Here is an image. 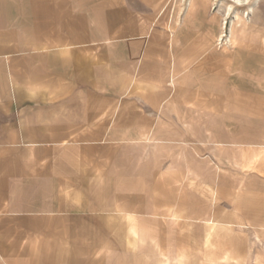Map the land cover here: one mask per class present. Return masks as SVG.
Masks as SVG:
<instances>
[{"label":"crops","instance_id":"0c3cea01","mask_svg":"<svg viewBox=\"0 0 264 264\" xmlns=\"http://www.w3.org/2000/svg\"><path fill=\"white\" fill-rule=\"evenodd\" d=\"M131 5L126 0H0V223H10L1 227L0 238L9 239L7 231L14 223L25 229L23 235L11 236L10 241L20 242L12 243L7 255H32V264H57L51 263L43 241L73 237L67 234L71 224L92 212L93 200L108 199L119 188L114 184L125 182L133 159L127 148L138 142L137 127L143 126L125 117L127 101L134 103L125 98L131 80L148 82L156 104L191 90L212 96V103L199 99L197 107L203 114L213 112V141L219 147L214 157L222 159L221 149H230L224 158L236 166L241 156L233 150L246 143V164L257 169L252 174L264 175V133L238 135L242 127L247 133V127L264 126V75L254 78V55L244 46L249 42L238 39V25H247L244 16L234 7L227 10L236 15L230 39L234 49L213 53L211 73L205 66L211 60L199 58L204 70L195 84L188 81V68L178 65L190 59L175 55L180 39L174 49L168 42L142 40L141 33L147 32L139 15L146 13ZM195 7L189 0L188 20ZM252 9L247 7V14ZM135 17L139 25L133 23ZM191 21L198 25L200 18ZM214 25L220 28L221 20L215 19ZM256 57L263 70L264 56ZM178 103L190 109L189 100ZM218 126L226 134L217 135ZM255 196L252 201L246 197L237 209L230 204L225 222L253 223L264 230V193ZM133 225L140 230L138 220ZM26 238L39 243L37 250H29ZM232 251L238 260V250ZM5 264L21 263L11 259Z\"/></svg>","mask_w":264,"mask_h":264},{"label":"rangeland","instance_id":"374dc122","mask_svg":"<svg viewBox=\"0 0 264 264\" xmlns=\"http://www.w3.org/2000/svg\"><path fill=\"white\" fill-rule=\"evenodd\" d=\"M126 1L132 3L131 9L146 13L139 15L147 32L145 35L141 33L142 40L153 39L157 44L168 42L169 47L174 49L175 41L180 39V50L174 49V54L190 57L178 65L188 68V81L195 84L201 68L204 70V59L207 62L211 60V65H205L206 73H211L208 66L213 65V53L234 49L235 45L230 39L232 21L236 15H229L227 10L230 7L238 9L247 21L246 26L238 25V28L242 26V30L238 29V39L249 42L244 46L254 55V78L264 75V69L260 67L261 59L256 57L264 56V0H241L239 5L232 6L229 0H217L218 4L223 3L221 6H216L212 0H193L196 7L189 20L186 13L189 0ZM251 6L253 9L247 14L246 9ZM192 18L195 21L200 18V23L193 26ZM215 19L221 20L220 28L216 30ZM137 20L133 23L139 25L140 21ZM188 23L191 24L189 27ZM157 50L163 53L159 45ZM203 54L206 55L203 57ZM126 85H130V90L125 98L132 99L134 103L127 101L125 117L127 120L134 118L131 122L143 126L137 127L141 132L138 142L127 148L133 159L127 164L125 182L114 184L113 187L119 188L111 190L108 199L93 200L95 205L91 210L94 213L80 215L79 222L71 224L72 231L67 234L73 237L42 240L51 263L261 264L264 230L253 223L230 225L225 220L229 216L230 204L237 209L246 197L252 201L257 197L255 195L264 193V175L252 174L257 169L246 164L248 160L243 157L249 148L246 143L238 144L239 150H233L237 156H241L236 166L231 167L230 160L224 158L229 156L230 149H221L222 159L214 157L213 112L207 110L203 114L197 107L199 99L203 101L205 98V103H212V96H203L191 90L189 94L179 95L174 100L164 97L156 104L154 96L149 93L148 82L135 79L131 83L126 82ZM186 100L191 103L190 109L178 103ZM246 131L244 133L242 127L238 135L262 134L264 126L247 127ZM224 134L218 126L217 135ZM98 202L101 205L98 206ZM103 202L110 205L106 207L102 205ZM116 202L117 205H114ZM100 210L105 211L101 213ZM134 220H138L140 230L133 228ZM8 224L0 223V237L1 227ZM75 225L78 226L76 229ZM12 227L7 231L9 239L0 238L3 248L0 264L11 259L21 264H32V255L6 254L11 252L6 249L12 243L20 242V239L10 241L11 236H21L25 230L20 224L14 223ZM26 241L30 242L29 250H34V247L37 250L39 243L34 245L32 239ZM128 250H139L141 253L129 254ZM154 250H157V254ZM232 250H238V260L233 259ZM215 258L216 262L211 261Z\"/></svg>","mask_w":264,"mask_h":264},{"label":"bare ground","instance_id":"6f19581e","mask_svg":"<svg viewBox=\"0 0 264 264\" xmlns=\"http://www.w3.org/2000/svg\"><path fill=\"white\" fill-rule=\"evenodd\" d=\"M231 1L234 2V3H235V2L238 3V2H240L241 0H231Z\"/></svg>","mask_w":264,"mask_h":264}]
</instances>
